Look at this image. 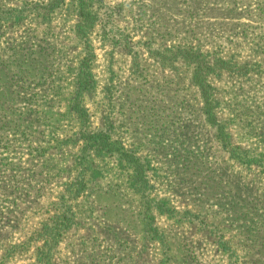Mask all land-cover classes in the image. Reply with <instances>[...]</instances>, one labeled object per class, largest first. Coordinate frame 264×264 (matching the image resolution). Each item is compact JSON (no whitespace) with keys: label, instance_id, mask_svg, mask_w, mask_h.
Here are the masks:
<instances>
[{"label":"rangeland","instance_id":"rangeland-1","mask_svg":"<svg viewBox=\"0 0 264 264\" xmlns=\"http://www.w3.org/2000/svg\"><path fill=\"white\" fill-rule=\"evenodd\" d=\"M0 264H264V0H0Z\"/></svg>","mask_w":264,"mask_h":264}]
</instances>
